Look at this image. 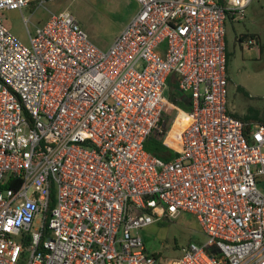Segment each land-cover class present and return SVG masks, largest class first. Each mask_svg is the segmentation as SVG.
Masks as SVG:
<instances>
[{
  "label": "built area",
  "instance_id": "obj_1",
  "mask_svg": "<svg viewBox=\"0 0 264 264\" xmlns=\"http://www.w3.org/2000/svg\"><path fill=\"white\" fill-rule=\"evenodd\" d=\"M47 1L0 0V264H264V125L226 108L225 22L253 0H134L105 49L69 11L23 17V43L3 12ZM170 75L189 106L171 137ZM177 212L206 240L163 260L140 231Z\"/></svg>",
  "mask_w": 264,
  "mask_h": 264
},
{
  "label": "rangeland",
  "instance_id": "obj_2",
  "mask_svg": "<svg viewBox=\"0 0 264 264\" xmlns=\"http://www.w3.org/2000/svg\"><path fill=\"white\" fill-rule=\"evenodd\" d=\"M134 0H48L44 6H29L19 10H6L3 19L9 30L23 43L28 44V32L24 18H29L28 30L34 33L35 25L43 24L52 12L69 11L77 20L88 38L98 47L105 49L114 36L137 11ZM256 34L259 41L247 45V37ZM227 64L226 108L237 115L264 114V0H253L245 17L240 20L227 19L225 22ZM255 38L256 37H252ZM164 97L175 101L176 110L182 115L189 113L185 106V94L181 92L175 77L166 82ZM172 95V96H171ZM168 105L164 108L163 129L170 130L169 118H173ZM171 114V115H170ZM167 129V130H166ZM161 142L163 136L155 132ZM41 216L37 217L39 220ZM145 248L163 260L176 259L180 249L189 242L204 243L206 235L194 215L177 212L152 223L140 231Z\"/></svg>",
  "mask_w": 264,
  "mask_h": 264
},
{
  "label": "trees",
  "instance_id": "obj_3",
  "mask_svg": "<svg viewBox=\"0 0 264 264\" xmlns=\"http://www.w3.org/2000/svg\"><path fill=\"white\" fill-rule=\"evenodd\" d=\"M247 37H256V40L259 41V37L256 34H250ZM225 50H226V38H225ZM229 60V54L226 50V64H228ZM230 115L233 117L242 120L243 122L248 123H261L264 125V114L262 116H256V115H237L230 113ZM248 129V127H246ZM144 148L153 153L156 156H159L163 158L164 160H169L172 157L176 155L175 152L171 151L159 138H157L155 135H150L144 142Z\"/></svg>",
  "mask_w": 264,
  "mask_h": 264
},
{
  "label": "crops",
  "instance_id": "obj_4",
  "mask_svg": "<svg viewBox=\"0 0 264 264\" xmlns=\"http://www.w3.org/2000/svg\"><path fill=\"white\" fill-rule=\"evenodd\" d=\"M125 25V24H124ZM123 25V26H124ZM121 30V29H120ZM119 30V31H120ZM118 31V32H119ZM226 36V35H225ZM171 76V75H170ZM170 76H168L167 77V79H166V81L168 80V78L170 77ZM172 77V76H171ZM168 89V88H167ZM166 89V90H167ZM172 96V95H171ZM166 98V97H165ZM167 99V98H166ZM181 100V98H176V95L175 96H173V98L170 100V99H167V105L169 106V107H171L172 108V111L170 112L171 114H173L174 113V115H173V118H169V123H170V125H169V127H170V130H169V132H172V130L177 126L176 125V123H177V120H178V117L180 116V114H182L181 112H178V110H176V107L175 106H177L176 104H175V101H178V102H181L180 101ZM184 100V104H185V106L189 109V106H188V102H187V100L186 99H183ZM182 103V102H181ZM170 114V115H171ZM163 117H165L164 116V112H163V114H162V120H161V124H163L164 123V120H165V118L163 119ZM163 122V123H162ZM180 126V125H179ZM179 126L178 127H176L177 129L179 128ZM167 130V129H166ZM152 135H155V134H152ZM156 136V135H155ZM157 138H159L158 136H156ZM160 139V138H159ZM168 141V140H167ZM162 142L166 145V143L162 140ZM167 146V145H166ZM169 148V147H168ZM171 151H173L171 148H169ZM173 158V157H172Z\"/></svg>",
  "mask_w": 264,
  "mask_h": 264
},
{
  "label": "bare ground",
  "instance_id": "obj_5",
  "mask_svg": "<svg viewBox=\"0 0 264 264\" xmlns=\"http://www.w3.org/2000/svg\"><path fill=\"white\" fill-rule=\"evenodd\" d=\"M188 121L187 118L183 117V115L181 114L179 117H178V120H177V123H176V127H178L179 125H182V124H185L186 122ZM174 128L170 134V137L173 135V133L177 130V128Z\"/></svg>",
  "mask_w": 264,
  "mask_h": 264
}]
</instances>
